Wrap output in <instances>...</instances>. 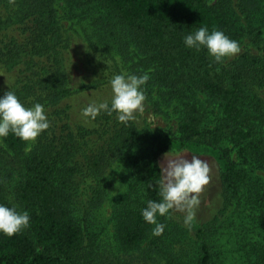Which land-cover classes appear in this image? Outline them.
<instances>
[{"label": "trees", "instance_id": "obj_1", "mask_svg": "<svg viewBox=\"0 0 264 264\" xmlns=\"http://www.w3.org/2000/svg\"><path fill=\"white\" fill-rule=\"evenodd\" d=\"M56 1L26 0L22 44L0 50V60L8 54L25 59L11 90L25 107L42 104L50 124L27 154L11 133L0 144V203L30 216L20 233L0 234V264H264V56L246 52L216 63L206 49L183 43L206 26L239 46L244 38L258 45L264 0H64L69 15H87L94 30L104 32L103 52L126 56L132 75L149 74L144 94L156 114L175 118L177 133H144L107 112L93 130L71 124L63 62L69 46ZM191 145L212 151L221 164L214 234L224 227L235 232L232 258L207 241L209 224L196 218L184 226L173 212L158 217L165 225L160 236L142 218L147 202L161 199V156ZM7 161L22 168L15 184L3 169ZM115 169L121 173L117 192ZM107 201L118 255L103 244L96 218ZM183 232L195 254L181 240Z\"/></svg>", "mask_w": 264, "mask_h": 264}, {"label": "rangeland", "instance_id": "obj_2", "mask_svg": "<svg viewBox=\"0 0 264 264\" xmlns=\"http://www.w3.org/2000/svg\"><path fill=\"white\" fill-rule=\"evenodd\" d=\"M25 1L26 0H8V3L6 0H0V50L14 41H18L19 44H22V40L24 39V24L22 23L21 16L22 10H24L25 7ZM18 2L19 4L17 5L16 3ZM56 6L59 10L62 34L64 39L68 41L67 43L69 46L64 53L63 61L66 75L69 80V87L72 90V96L68 101L71 106L69 121L74 126L81 125L88 130H93L94 121L85 123L79 115L80 110L90 101L99 103L108 100L111 91L109 87L110 79L113 75L119 74L122 71L130 74V63L126 60V56H122L123 54L117 55L113 52H103V48L105 49V47H107L104 46L106 43L104 32L101 30H94L92 27L93 22L87 15L81 16L79 12L74 13L73 16L71 14L69 15L66 10L68 7L64 0H57ZM67 43L65 44L67 45ZM240 48L241 52L236 57L226 58L220 63L229 64L246 52L263 57L264 32L262 41L258 45L244 38ZM105 51L108 50L106 49ZM15 53L16 52H14L13 55H15ZM22 56L25 55L22 54ZM210 58L212 61L216 62L213 57L210 56ZM24 63L25 59L22 57L9 54L1 58L0 95H3L4 92L9 91L13 87L16 79L24 68ZM261 94L264 96V93ZM131 121L144 133H156L161 130L177 133L178 130L175 118L173 116L169 118L156 114L152 108L151 102L147 98L145 101V111L141 114H137ZM0 144L4 146L3 138H0ZM171 152H181V154L185 156L196 155L209 163L211 168V182L200 194V204L195 209V218L200 223L209 224V227L205 229V237L209 243L221 246L230 258L236 256L233 246L235 232L233 233L230 229L224 227L220 228L216 235L214 234L215 226H217L214 220L222 208L221 164L217 156L210 150L201 152V147L197 145L174 149ZM163 156L164 155L160 158V164L163 162ZM3 169L5 173L7 171V175L9 173L12 174L11 181L12 184H15L21 173V166L7 161L4 162ZM111 176L113 179L114 191L117 192L121 189L119 184L121 173L115 169L111 172ZM112 212L111 204L107 201L97 212L96 218L101 235L103 236V244L106 249L118 255L122 251L115 240ZM173 215L184 225L185 214L173 211ZM223 226H228L226 221H224ZM186 234L188 233L183 232L181 234V240L186 243V246H190L192 254H195L197 247L193 245V242L189 240ZM178 248L179 246L177 245L176 250ZM148 264L166 263L161 260L155 262L152 260L149 261Z\"/></svg>", "mask_w": 264, "mask_h": 264}, {"label": "clouds", "instance_id": "obj_3", "mask_svg": "<svg viewBox=\"0 0 264 264\" xmlns=\"http://www.w3.org/2000/svg\"><path fill=\"white\" fill-rule=\"evenodd\" d=\"M183 43L189 49H206L216 62L234 58L241 52L237 41L219 30L210 33L206 26L184 36ZM149 79L148 73L137 76L122 71L113 75L109 81L110 98L99 103L90 101L80 110L81 119L91 123L101 112H107L110 116L115 114L120 123L133 120L137 114L145 111L144 86ZM49 127L42 104L25 107L11 89L0 95V138H6L11 133L25 143V152L28 153L32 151L37 138ZM159 170L161 199L159 202L149 200L141 210L143 220L154 225V236L162 235L165 229L157 218H170L173 211L185 214L184 225L189 226L200 204V194L211 182L209 163L196 155L185 156L181 152L169 151L164 154ZM29 222L27 211H18L15 205L0 203V234L7 237L16 235L28 228Z\"/></svg>", "mask_w": 264, "mask_h": 264}]
</instances>
